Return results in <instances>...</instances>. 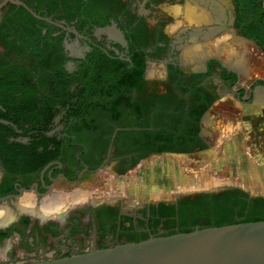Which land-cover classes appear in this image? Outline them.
<instances>
[{
  "label": "flooded vegetation",
  "instance_id": "1",
  "mask_svg": "<svg viewBox=\"0 0 264 264\" xmlns=\"http://www.w3.org/2000/svg\"><path fill=\"white\" fill-rule=\"evenodd\" d=\"M0 5V209L15 216L0 225V264L54 260L200 228L208 221L190 223L191 217L211 218L234 197L264 208V197L238 187L132 205L121 198L65 200L78 190L67 186L88 174L121 177L147 158L204 153L217 135L216 126L205 133L211 110L220 117L221 106L264 104V77L251 76L243 49L238 58L228 48L235 36L245 37L236 29L233 0ZM189 9L203 15L199 24V17L186 16ZM197 46L209 53L186 59ZM28 199L36 214L21 211ZM56 203L59 216H39L42 206ZM43 239L56 245L41 247ZM75 240L82 245L75 247Z\"/></svg>",
  "mask_w": 264,
  "mask_h": 264
},
{
  "label": "rangeland",
  "instance_id": "2",
  "mask_svg": "<svg viewBox=\"0 0 264 264\" xmlns=\"http://www.w3.org/2000/svg\"><path fill=\"white\" fill-rule=\"evenodd\" d=\"M186 21L184 17L178 23L184 26ZM232 44L228 48L235 57L240 58L239 48L246 53L251 76L264 77V55L261 50L252 44ZM206 45H209L211 51L213 47L210 41ZM155 71L161 72L157 68ZM153 73L150 70L149 74ZM219 109L220 117H215L216 110H211L204 119L206 134H211L210 128H217L216 138L206 152L193 156L147 158L136 169L121 177L105 171L88 174L74 186H67L78 190L75 197H66V202L69 198L84 197L91 202L121 198L125 205H132L153 199H170L177 194L210 192L224 187H238L251 196L264 197V104L241 108V105L232 103L231 106L225 105ZM218 119L222 120L216 122ZM61 188L65 189L66 186L59 184L58 189ZM263 210L240 207L232 217H260L264 216ZM191 219L190 223L195 221L197 224L199 221H208V217L196 214ZM57 243L64 245L62 239ZM73 244L79 247L82 242L75 240ZM53 245H56L53 241L43 239L40 246L52 248Z\"/></svg>",
  "mask_w": 264,
  "mask_h": 264
},
{
  "label": "water",
  "instance_id": "3",
  "mask_svg": "<svg viewBox=\"0 0 264 264\" xmlns=\"http://www.w3.org/2000/svg\"><path fill=\"white\" fill-rule=\"evenodd\" d=\"M189 11L191 17H203L195 9ZM234 38L260 50L248 38ZM16 264H264V220L196 228L64 258Z\"/></svg>",
  "mask_w": 264,
  "mask_h": 264
},
{
  "label": "trees",
  "instance_id": "4",
  "mask_svg": "<svg viewBox=\"0 0 264 264\" xmlns=\"http://www.w3.org/2000/svg\"><path fill=\"white\" fill-rule=\"evenodd\" d=\"M236 6L237 20L236 29L246 38L254 41L260 50L264 53V3L263 0H233ZM242 192V191H241ZM221 205L225 202H220ZM247 201H242L239 197H234L229 200V205H225L224 208H217L213 211V217L210 220L208 218V225H203L200 228L224 226L230 224L244 223V222H256L263 221L264 216L252 217L245 219H235L232 214L240 207H249L252 209H264L257 208L255 206L248 205ZM216 207V206H215ZM264 211V210H263ZM206 218L207 216H203ZM230 217V219H222ZM218 218V219H217ZM195 229H189L183 232H190Z\"/></svg>",
  "mask_w": 264,
  "mask_h": 264
},
{
  "label": "bare ground",
  "instance_id": "5",
  "mask_svg": "<svg viewBox=\"0 0 264 264\" xmlns=\"http://www.w3.org/2000/svg\"><path fill=\"white\" fill-rule=\"evenodd\" d=\"M186 16L188 17V18H191V13H190V11L189 10H187L186 11ZM193 17V16H192ZM199 18H202V17H199ZM228 42V41H227ZM235 42H237V43H241L239 40H235ZM225 43V42H224ZM202 44H203V42H202ZM225 44H228V43H225ZM241 44H244V42H242ZM205 45V44H204ZM204 45H203V47H204ZM233 45V44H232ZM231 45V46H232ZM198 46L200 47L201 46V48H202V45H199L198 44ZM197 46V48H199ZM196 47V46H195ZM195 49V50H191V51H188V53H186V56H185V58L186 59H191V58H194L195 56H197V57H195V58H202L203 56H205L204 54L206 53V51L204 52V50H205V48H204V50L203 49ZM198 50V51H197ZM202 50V51H201ZM208 50V49H207ZM219 50V49H218ZM227 50V49H226ZM212 51V50H211ZM219 52V51H218ZM209 53V52H208ZM208 53H206V55L208 54ZM211 54H213V53H211L210 52V55ZM215 54V53H214ZM219 54V53H218ZM204 58V57H203ZM80 194V193H79ZM63 195V194H62ZM60 195L62 198H63V196L65 195ZM76 196V195H75ZM74 196V197H75ZM56 198V197H55ZM79 198V197H78ZM60 199V198H59ZM73 199H75V200H77V201H80V203H81V201H83V200H87V198L86 199H84V197L83 198H79V199H76V198H73ZM74 200V201H75ZM55 201V200H54ZM74 201H72V202H74ZM22 202V201H21ZM20 202V203H21ZM70 202V201H69ZM64 204V203H63ZM68 204V203H67ZM74 204V203H73ZM77 204V203H76ZM19 205V204H18ZM51 205V204H50ZM34 202H33V200H30V199H28V200H26V201H24L23 200V202H22V204L20 205V209H21V211H24V212H26V211H28V212H32V213H37L36 212V210H35V208H34ZM18 207V206H17ZM7 208V207H6ZM42 208H43V213L42 214H40L39 216H41V217H43V218H49V217H56V216H59L60 215V213L62 212L61 211V208H60V205H58L57 203L54 205V207H52V205L51 206H49L48 208L46 207V206H42ZM64 208V207H63ZM62 208V209H63ZM10 209V208H9ZM7 210V209H0V225H4V224H7L10 220H12V218L14 219V214L12 213V211L11 210ZM40 212V211H39ZM43 220H46V219H43Z\"/></svg>",
  "mask_w": 264,
  "mask_h": 264
}]
</instances>
